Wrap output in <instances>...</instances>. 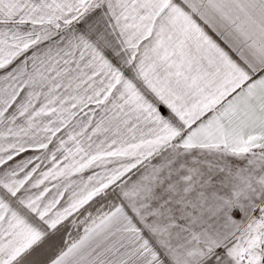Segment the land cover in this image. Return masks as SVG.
Segmentation results:
<instances>
[{
    "label": "snow or ice",
    "instance_id": "1",
    "mask_svg": "<svg viewBox=\"0 0 264 264\" xmlns=\"http://www.w3.org/2000/svg\"><path fill=\"white\" fill-rule=\"evenodd\" d=\"M0 264H264V0H0Z\"/></svg>",
    "mask_w": 264,
    "mask_h": 264
}]
</instances>
